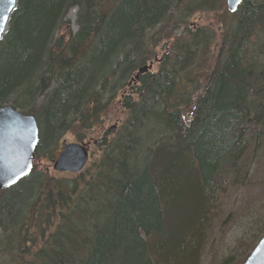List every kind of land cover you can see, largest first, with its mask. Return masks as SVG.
<instances>
[{
  "label": "trees",
  "instance_id": "16d2710c",
  "mask_svg": "<svg viewBox=\"0 0 264 264\" xmlns=\"http://www.w3.org/2000/svg\"><path fill=\"white\" fill-rule=\"evenodd\" d=\"M192 5L222 12L221 39L187 22ZM118 97L127 116L88 169L54 178L34 166L0 190V264H200L215 206L264 134V0L234 14L225 0L17 1L0 107L48 126L37 155L91 132Z\"/></svg>",
  "mask_w": 264,
  "mask_h": 264
},
{
  "label": "rangeland",
  "instance_id": "374dc122",
  "mask_svg": "<svg viewBox=\"0 0 264 264\" xmlns=\"http://www.w3.org/2000/svg\"><path fill=\"white\" fill-rule=\"evenodd\" d=\"M185 10L187 22L193 27H211L221 39L223 34L222 12H207L204 9ZM77 9L68 13L73 31L76 25ZM182 20V16L178 18ZM171 38L164 39L155 50V56L161 59L171 51ZM157 70L154 64L152 71ZM120 97L111 102L101 115V121L91 131L82 129L63 133L51 153L40 151L34 159L35 170L47 173L54 178L77 175L74 173H58L53 169L54 160L60 153V144L85 142L89 144L90 159L81 171L88 169L101 154V139L112 138L121 128L127 111L122 106ZM48 126L39 124L41 134L47 133ZM83 134L82 140L77 135ZM257 140H260L258 142ZM259 143V144H258ZM34 170V169H33ZM34 170V171H35ZM80 172V173H81ZM237 178L231 182L220 196L214 210L212 226L208 230L207 240L200 257V264H243L264 235V134L254 139L239 162ZM1 260V258H0ZM4 264V261H2Z\"/></svg>",
  "mask_w": 264,
  "mask_h": 264
},
{
  "label": "water",
  "instance_id": "95a60500",
  "mask_svg": "<svg viewBox=\"0 0 264 264\" xmlns=\"http://www.w3.org/2000/svg\"><path fill=\"white\" fill-rule=\"evenodd\" d=\"M17 1L0 0V40L7 31ZM242 2L226 0L227 10L236 13ZM151 68L152 64L140 68L135 78ZM39 141L40 129L35 114L22 113L9 104L0 107V190L16 186L33 172ZM89 159V144L63 141L53 169L58 173L77 174L85 168ZM243 264H264V235Z\"/></svg>",
  "mask_w": 264,
  "mask_h": 264
},
{
  "label": "flooded vegetation",
  "instance_id": "af4514ba",
  "mask_svg": "<svg viewBox=\"0 0 264 264\" xmlns=\"http://www.w3.org/2000/svg\"><path fill=\"white\" fill-rule=\"evenodd\" d=\"M156 59H157V60H160V59H158L157 57H156ZM151 63L154 65V62H150L149 64H151ZM152 68H153V67H152Z\"/></svg>",
  "mask_w": 264,
  "mask_h": 264
},
{
  "label": "snow or ice",
  "instance_id": "6c2138e0",
  "mask_svg": "<svg viewBox=\"0 0 264 264\" xmlns=\"http://www.w3.org/2000/svg\"><path fill=\"white\" fill-rule=\"evenodd\" d=\"M13 2H14V0H13ZM237 2H239V0H237ZM0 30H2V29H0Z\"/></svg>",
  "mask_w": 264,
  "mask_h": 264
}]
</instances>
